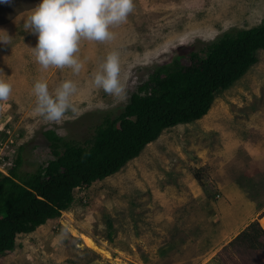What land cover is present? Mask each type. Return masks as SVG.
Returning a JSON list of instances; mask_svg holds the SVG:
<instances>
[{
    "label": "rangeland",
    "instance_id": "374dc122",
    "mask_svg": "<svg viewBox=\"0 0 264 264\" xmlns=\"http://www.w3.org/2000/svg\"><path fill=\"white\" fill-rule=\"evenodd\" d=\"M38 2L0 3V29L7 31L0 35H8L0 43V78L11 85L8 99L0 100L2 173L19 151L24 171L54 158L45 130L90 137L92 121L118 112L154 66L177 54L189 63L187 51L231 28L264 22V0H133L127 19L110 26V39H81V68L74 72L36 61L37 38L24 22ZM110 52L119 55L120 96L93 83ZM258 56L216 94L206 115L165 129L117 173L76 188L72 206L18 234L0 264H264V231L252 227L264 229V49ZM38 79L53 94L71 80L76 112L46 120L36 110ZM87 235L99 249L86 243Z\"/></svg>",
    "mask_w": 264,
    "mask_h": 264
},
{
    "label": "trees",
    "instance_id": "16d2710c",
    "mask_svg": "<svg viewBox=\"0 0 264 264\" xmlns=\"http://www.w3.org/2000/svg\"><path fill=\"white\" fill-rule=\"evenodd\" d=\"M261 49L264 22L231 28L187 51L189 63L182 62L184 54H177L154 66L118 112L91 120L94 132L83 141L45 130L54 158L24 171L19 151L8 173L0 172V254L15 249L18 234L31 233L68 210L76 188L117 173L165 129L206 115L216 94L258 62ZM254 226L264 231L258 223Z\"/></svg>",
    "mask_w": 264,
    "mask_h": 264
},
{
    "label": "clouds",
    "instance_id": "9594fccd",
    "mask_svg": "<svg viewBox=\"0 0 264 264\" xmlns=\"http://www.w3.org/2000/svg\"><path fill=\"white\" fill-rule=\"evenodd\" d=\"M9 0H0L8 3ZM133 0H39L26 17L24 27L33 33L37 42L32 47L36 61L43 67L71 68L79 72L81 63L76 53L82 38L95 41L110 39V26L124 22L133 11ZM0 32H7L0 29ZM8 35H0L6 43ZM120 62L117 52H110L99 70L93 74V83L106 93L120 96L123 86L119 79ZM36 110L48 121L59 122L69 109L76 112L71 97L76 91L71 80H65L49 92L46 82L36 80L33 86ZM11 85L0 78V100H7Z\"/></svg>",
    "mask_w": 264,
    "mask_h": 264
},
{
    "label": "bare ground",
    "instance_id": "6f19581e",
    "mask_svg": "<svg viewBox=\"0 0 264 264\" xmlns=\"http://www.w3.org/2000/svg\"><path fill=\"white\" fill-rule=\"evenodd\" d=\"M78 232V231H77ZM77 234V233H76ZM84 238H85V240H86V243L89 245V246H91V247H94V248H98L99 249V246L96 244V242L92 239V238H90V237H88V235L87 236H83ZM102 250V249H101ZM103 251V250H102Z\"/></svg>",
    "mask_w": 264,
    "mask_h": 264
},
{
    "label": "built area",
    "instance_id": "2783aa9c",
    "mask_svg": "<svg viewBox=\"0 0 264 264\" xmlns=\"http://www.w3.org/2000/svg\"><path fill=\"white\" fill-rule=\"evenodd\" d=\"M5 172V171H4Z\"/></svg>",
    "mask_w": 264,
    "mask_h": 264
},
{
    "label": "crops",
    "instance_id": "0c3cea01",
    "mask_svg": "<svg viewBox=\"0 0 264 264\" xmlns=\"http://www.w3.org/2000/svg\"><path fill=\"white\" fill-rule=\"evenodd\" d=\"M264 224V223H263Z\"/></svg>",
    "mask_w": 264,
    "mask_h": 264
}]
</instances>
